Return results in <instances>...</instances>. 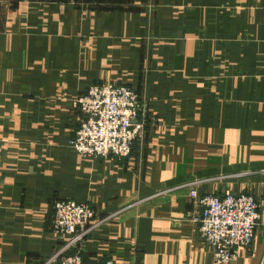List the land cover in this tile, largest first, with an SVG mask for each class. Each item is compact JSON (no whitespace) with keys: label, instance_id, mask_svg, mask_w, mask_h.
<instances>
[{"label":"crops","instance_id":"0c3cea01","mask_svg":"<svg viewBox=\"0 0 264 264\" xmlns=\"http://www.w3.org/2000/svg\"><path fill=\"white\" fill-rule=\"evenodd\" d=\"M133 87L143 131L124 160L70 148L90 85ZM249 194L234 264H264V0H7L0 6V264L61 246L51 203L96 214L84 263L213 264L189 196Z\"/></svg>","mask_w":264,"mask_h":264},{"label":"built area","instance_id":"2783aa9c","mask_svg":"<svg viewBox=\"0 0 264 264\" xmlns=\"http://www.w3.org/2000/svg\"><path fill=\"white\" fill-rule=\"evenodd\" d=\"M7 0H0V6ZM80 114L70 148L80 157L124 160L143 131L139 121L145 105L129 85H90L75 101ZM199 211L192 221L200 238L211 247L213 264H234L239 248L251 245L261 218L259 203L249 194L226 193L198 196L192 189ZM52 233L62 243L44 264H86L80 242L95 219L94 208L73 200L51 203ZM94 264H130L106 258Z\"/></svg>","mask_w":264,"mask_h":264}]
</instances>
